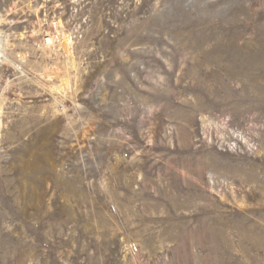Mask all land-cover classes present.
Here are the masks:
<instances>
[{
    "label": "rangeland",
    "instance_id": "374dc122",
    "mask_svg": "<svg viewBox=\"0 0 264 264\" xmlns=\"http://www.w3.org/2000/svg\"><path fill=\"white\" fill-rule=\"evenodd\" d=\"M0 47V264H264V0H0Z\"/></svg>",
    "mask_w": 264,
    "mask_h": 264
},
{
    "label": "bare ground",
    "instance_id": "6f19581e",
    "mask_svg": "<svg viewBox=\"0 0 264 264\" xmlns=\"http://www.w3.org/2000/svg\"><path fill=\"white\" fill-rule=\"evenodd\" d=\"M4 60H6V58H5V56H4V53H3V50H2V48L0 47V64L4 61ZM25 198H26V196H25ZM29 202V201H28ZM28 205V204H27ZM30 205V204H29Z\"/></svg>",
    "mask_w": 264,
    "mask_h": 264
}]
</instances>
